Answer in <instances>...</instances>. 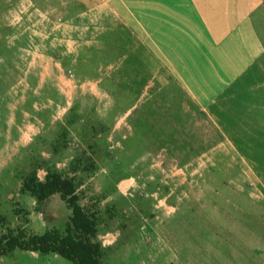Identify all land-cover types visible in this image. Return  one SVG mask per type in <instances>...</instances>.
Listing matches in <instances>:
<instances>
[{
    "label": "rangeland",
    "instance_id": "obj_1",
    "mask_svg": "<svg viewBox=\"0 0 264 264\" xmlns=\"http://www.w3.org/2000/svg\"><path fill=\"white\" fill-rule=\"evenodd\" d=\"M76 1L0 0V236L45 232L42 222L28 226L33 206L18 194L34 171L44 179L57 169L76 179L82 204L98 217L105 264H264L263 146L216 147L226 133L214 116L150 69L122 68L116 37L99 34L105 14L80 18ZM152 109L158 133L147 125L143 141ZM29 119L47 120L44 141L34 138L32 163L23 161L26 148L10 163ZM109 172L130 187L125 195L103 197ZM0 264L73 263L18 249Z\"/></svg>",
    "mask_w": 264,
    "mask_h": 264
},
{
    "label": "crops",
    "instance_id": "obj_2",
    "mask_svg": "<svg viewBox=\"0 0 264 264\" xmlns=\"http://www.w3.org/2000/svg\"><path fill=\"white\" fill-rule=\"evenodd\" d=\"M76 2L84 7L77 14L80 18L105 14L106 30L99 34L106 36L108 30L120 52L134 54L158 83L176 84L185 100L204 115L214 116L216 130L226 133L216 147L249 144L264 148V0ZM61 94L70 99L64 91ZM28 122L24 134L13 138L16 152L10 163H17L20 151L30 149L46 126L37 119ZM251 133L263 134L254 142ZM124 188L117 186L118 193L125 195L130 189ZM18 196L33 206L29 227L34 221L42 222L46 232L59 228L61 221L66 224L71 215L59 194L42 204L26 193Z\"/></svg>",
    "mask_w": 264,
    "mask_h": 264
},
{
    "label": "trees",
    "instance_id": "obj_3",
    "mask_svg": "<svg viewBox=\"0 0 264 264\" xmlns=\"http://www.w3.org/2000/svg\"><path fill=\"white\" fill-rule=\"evenodd\" d=\"M117 58V62L123 65L122 68H140V70L142 69L144 72L148 70V68H146L132 53L121 52ZM87 65L81 63L83 67ZM131 70L134 72V69ZM134 99L132 96L125 99V103L128 102V106L125 107L124 110L128 111L132 107ZM155 111L156 110L152 109L143 121V141L146 140V138H144L146 137L144 133L147 129V125L149 126V131L152 136L158 133L156 130L153 131L152 129L157 122L156 119L155 121L152 118V114H154ZM48 113H50V111H48ZM43 120L44 123L47 124V120ZM37 139L40 142L44 141L41 135ZM37 145L38 143L36 144L35 142L33 146L28 149V158L27 160L24 158L23 161L31 163L34 161V153L32 151H34ZM101 145L103 148H108V145H105L104 142L101 143ZM93 153L97 154L96 150L93 151ZM101 157L102 163L105 159L109 158V155L104 150V152H101ZM19 162L20 161H17L15 164ZM44 162L45 161L42 160L40 164H44ZM83 170L87 171L88 169L85 168ZM111 172H109L108 175H103V178L107 180L109 185L108 189L102 193L103 197H110L111 195L115 197L119 194L117 184L121 178ZM98 174L100 173L98 172ZM79 187V183L76 182L73 176H69L57 169H48L44 180H40L36 171H34L21 187L20 193H26L32 196L36 199L37 203L40 204L47 201L53 195L59 194L67 207L71 210V215L64 230L60 228H51L43 234H37L19 228L16 231L13 230L9 231L7 234H2L0 236V257L8 256L19 249L37 253L42 256L50 254L57 255L71 261L73 264H105L107 250L100 240L101 224L92 208L85 207L82 204ZM5 223V215L0 213V226Z\"/></svg>",
    "mask_w": 264,
    "mask_h": 264
}]
</instances>
